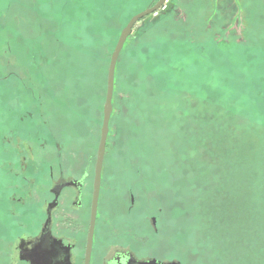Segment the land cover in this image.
<instances>
[{
	"label": "rangeland",
	"instance_id": "rangeland-1",
	"mask_svg": "<svg viewBox=\"0 0 264 264\" xmlns=\"http://www.w3.org/2000/svg\"><path fill=\"white\" fill-rule=\"evenodd\" d=\"M154 1L0 0V199L26 196L0 206V264L19 263L42 164L78 178L91 160L93 180L113 40ZM131 36L105 164L140 199L128 217L107 194L104 214L118 229L155 207L173 262L264 264V0H169Z\"/></svg>",
	"mask_w": 264,
	"mask_h": 264
},
{
	"label": "flooded vegetation",
	"instance_id": "flooded-vegetation-1",
	"mask_svg": "<svg viewBox=\"0 0 264 264\" xmlns=\"http://www.w3.org/2000/svg\"><path fill=\"white\" fill-rule=\"evenodd\" d=\"M57 162L49 167L42 164L38 172L39 210L35 207L36 213L32 215L34 218L31 223L27 221L19 226L13 224L17 225L14 237L19 244L18 264H86L95 169L92 180L90 160L76 178L66 175L63 165L59 160ZM9 188L11 191L15 189V194L0 199V206L2 208L5 205L8 216L10 211L13 212V205L17 209L16 205L23 203L26 198L25 186L12 185ZM46 194L51 198L45 202L43 198ZM107 194L119 197L118 204L126 216L138 212L140 197L136 195L134 187H122L109 182L104 160L90 264H180L166 257L169 248L159 251L157 239L161 230L157 229L158 218L149 217L155 207L143 211L136 224L123 226L118 223L117 217L118 229H114L112 222L115 220L103 212ZM14 214L13 217H16L18 212ZM141 229L144 230L142 235ZM21 231L26 235L21 234ZM140 238L147 240L142 244ZM22 252L26 258L24 260H21ZM7 263L12 264L10 257Z\"/></svg>",
	"mask_w": 264,
	"mask_h": 264
},
{
	"label": "water",
	"instance_id": "water-1",
	"mask_svg": "<svg viewBox=\"0 0 264 264\" xmlns=\"http://www.w3.org/2000/svg\"><path fill=\"white\" fill-rule=\"evenodd\" d=\"M169 0H159L153 7L146 9L145 11L135 15L128 25L122 30L121 35L119 37L116 48L112 54L110 66L108 70V80H107V94H106V102L104 105L103 111V124L101 128V138L97 151V159L95 166V180H94V192H93V202H92V213H91V224H90V232L88 237V245L86 252V264H90L92 249H93V237L96 226V219L98 213V201L100 196V187H101V179H102V169L104 165V160L107 151V142L108 136L110 133V121L113 113V98L115 91V75L116 68L118 64V60L120 55L124 49V46L128 40V38L132 35L135 26L142 21L143 19L152 16L158 13L161 9H163L166 3ZM21 249H23L21 247ZM26 259L23 256V252L21 254V260ZM176 264V263H173Z\"/></svg>",
	"mask_w": 264,
	"mask_h": 264
},
{
	"label": "trees",
	"instance_id": "trees-1",
	"mask_svg": "<svg viewBox=\"0 0 264 264\" xmlns=\"http://www.w3.org/2000/svg\"><path fill=\"white\" fill-rule=\"evenodd\" d=\"M158 1H159V0H156V1L152 2L148 7H145V8L139 9V10H137L136 12H134L133 15H132V16L128 19V21L124 24L123 28L120 30V35H121L122 30L128 25V23L130 22V20H131L135 15H137V14H139V13L145 11V10L148 9V8L153 7ZM166 18H167V17H166ZM166 18H164V19H163L162 21H160V22H163ZM153 29H154V27H153L152 30H150L149 32L153 31ZM99 38H100V36L96 35V37L94 38V41H96L97 43H100V42H101V39H99ZM132 39H134L133 36H130V37L128 38V40H127V42H126L124 48H125V47H129V45H130V44H129V43H130V40H132ZM118 40H119V38H117L116 40H113V43L115 44L114 48H116V45H117V43H118ZM111 42H112V41H111ZM111 42H109V43L111 44ZM87 52H88V51H87ZM87 52H86V53H87ZM123 52H124V49H123V51H122L120 57H122ZM79 55H80V54H79ZM89 55L92 56V52H89ZM94 55H95V54H94ZM94 55H93V56H94ZM96 55H97V54H96ZM119 60H120V59H119ZM110 61H111V60H109V64H110ZM118 66H119V61H118V64H117L116 72L118 71ZM107 73H108V72H107ZM137 76H139V75H137ZM115 88H116V87H115ZM75 104H76V103L73 101V102H72V105H73L74 108H75ZM103 110H104V108H103ZM82 127H83V122H80L79 125H78V132L81 131Z\"/></svg>",
	"mask_w": 264,
	"mask_h": 264
}]
</instances>
